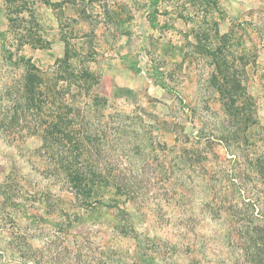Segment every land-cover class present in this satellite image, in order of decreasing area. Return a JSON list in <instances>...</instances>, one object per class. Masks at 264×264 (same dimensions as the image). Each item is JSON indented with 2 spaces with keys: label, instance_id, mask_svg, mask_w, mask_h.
I'll return each instance as SVG.
<instances>
[{
  "label": "rangeland",
  "instance_id": "obj_1",
  "mask_svg": "<svg viewBox=\"0 0 264 264\" xmlns=\"http://www.w3.org/2000/svg\"><path fill=\"white\" fill-rule=\"evenodd\" d=\"M66 44L81 53L76 64L102 76L104 114L132 116L123 126L139 148L129 166L138 188L134 231L99 232L113 211L97 206L83 218L95 233L89 261L187 264L190 248L197 264H249L241 256L256 251L257 234L264 238V0H0V121L27 74L22 59L47 68ZM229 66L242 80L233 102ZM16 139L0 131V184L15 158L32 194L46 185L30 174L37 159L29 150L40 140ZM24 202L13 213L16 229L37 262L52 264L54 241L72 236L57 232L55 214L42 220V206ZM9 240L0 234V250Z\"/></svg>",
  "mask_w": 264,
  "mask_h": 264
},
{
  "label": "trees",
  "instance_id": "obj_2",
  "mask_svg": "<svg viewBox=\"0 0 264 264\" xmlns=\"http://www.w3.org/2000/svg\"><path fill=\"white\" fill-rule=\"evenodd\" d=\"M80 55L66 44L64 55L47 68L23 58L27 74L22 88L16 96L8 93L11 87L7 88L12 103L7 108L9 115L1 118L0 131L17 136L16 140L23 143L29 136L39 138L40 143L34 150L27 149L32 153L31 159H37L30 174L42 177L46 185L29 194L34 187L18 168L16 159L10 158V171L0 184V234L10 240L7 247L0 250V264L47 263L44 257L37 262V252L16 229L13 213L16 215L17 211L29 207L24 201L31 202L33 208H37L35 204L42 206L37 208L39 214L42 212L39 215L42 220L47 214H55L57 232L72 236L68 244L61 237L54 241L52 264H92L84 252L86 243L95 233L84 228L83 218L97 206L112 210L113 219L118 221L109 220V228L99 232L110 230L113 236L131 237L134 231L130 215L138 188H135L129 166L130 156L139 148L131 143L130 126L127 129L123 126L131 124L133 118L120 112L104 114L109 99L101 90L102 76L89 62L81 60L76 64L73 58ZM239 77L237 68L229 66V101L233 102L234 97L240 95L242 80ZM231 119L239 125L243 116L239 111ZM146 135L141 132L140 141L151 145ZM65 203L67 209L63 208ZM8 224L9 228L14 226L12 231L7 229ZM262 236V233L257 234L253 239L257 249L241 256L243 261L264 264ZM80 237L83 240H79ZM186 249L190 255L187 264H197L193 250ZM6 257L10 259L5 261ZM151 261V264L156 263L154 258ZM94 264L104 262L95 260Z\"/></svg>",
  "mask_w": 264,
  "mask_h": 264
}]
</instances>
